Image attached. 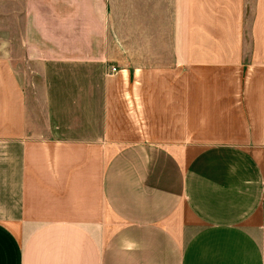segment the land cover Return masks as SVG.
<instances>
[{
	"label": "crops",
	"instance_id": "1",
	"mask_svg": "<svg viewBox=\"0 0 264 264\" xmlns=\"http://www.w3.org/2000/svg\"><path fill=\"white\" fill-rule=\"evenodd\" d=\"M0 6V264H264V0Z\"/></svg>",
	"mask_w": 264,
	"mask_h": 264
},
{
	"label": "rangeland",
	"instance_id": "2",
	"mask_svg": "<svg viewBox=\"0 0 264 264\" xmlns=\"http://www.w3.org/2000/svg\"><path fill=\"white\" fill-rule=\"evenodd\" d=\"M6 9L7 7L0 6V47L10 46L15 53L18 45L21 44V36L24 30L23 10L21 6H14L13 12L7 13L5 12ZM55 24L57 26V22ZM55 29H57V27H55ZM35 61H37V59L31 58L29 60V64L31 66L29 75L31 79L38 81L39 75L36 73L34 74L33 72L34 68L38 67L37 62ZM19 68L21 70V65H19ZM37 86V90L41 89L40 85Z\"/></svg>",
	"mask_w": 264,
	"mask_h": 264
},
{
	"label": "built area",
	"instance_id": "3",
	"mask_svg": "<svg viewBox=\"0 0 264 264\" xmlns=\"http://www.w3.org/2000/svg\"><path fill=\"white\" fill-rule=\"evenodd\" d=\"M115 70H116V68H115V67H112V68H111V71H115Z\"/></svg>",
	"mask_w": 264,
	"mask_h": 264
}]
</instances>
